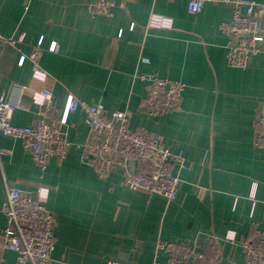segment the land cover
<instances>
[{
	"label": "crops",
	"instance_id": "obj_1",
	"mask_svg": "<svg viewBox=\"0 0 264 264\" xmlns=\"http://www.w3.org/2000/svg\"><path fill=\"white\" fill-rule=\"evenodd\" d=\"M96 1L0 0V32L22 38L0 46V97L22 102L12 120L21 126L36 118L31 94L43 88L52 89L59 108L73 94L109 111L127 109L131 128L161 134L172 152H182L184 166L173 165L182 184L168 202L124 185L120 167L99 178L82 157L89 128L81 111L64 126L68 155L51 157L43 171L19 139L0 135L7 150L0 154V264H31L4 247L5 181L23 190L49 186L52 264H152L159 238L198 241L212 264H244L242 240L264 229V148L254 144L252 124L264 102V42L246 69L236 68L218 28L232 16L223 3L191 14L186 0H116L105 16L91 13ZM152 11L171 16L173 28L147 29ZM40 40L45 80L33 77L28 58ZM148 74L186 84L180 110L145 113L141 76ZM230 231L234 243L226 239Z\"/></svg>",
	"mask_w": 264,
	"mask_h": 264
},
{
	"label": "built area",
	"instance_id": "obj_2",
	"mask_svg": "<svg viewBox=\"0 0 264 264\" xmlns=\"http://www.w3.org/2000/svg\"><path fill=\"white\" fill-rule=\"evenodd\" d=\"M175 1V0H168ZM187 9L197 14L207 2L223 3L232 13L231 19L222 21L218 28L226 35V59L230 66L246 69L254 55L262 50L264 42V2L258 0H186ZM116 0H97L91 5V13L112 16ZM136 24H132V28ZM174 19L158 12H150L147 29H171ZM20 39L0 32V46L14 44ZM40 40L28 58L33 65V77L45 80L48 73L40 64L45 51ZM49 50L56 49L53 42ZM24 56L21 58L23 62ZM146 82L147 96L144 111L148 116H159L182 108L186 84L179 79L158 74L141 76ZM32 102L37 106V116L29 125L13 123L16 108L22 106L17 99L0 97V135L17 138L30 154L33 162L43 171L49 159L64 160L72 142L64 132L71 113L81 111L89 128L88 138L81 145L82 157L99 178H105L114 168L125 170L124 185L133 190L163 196L168 202L175 199L182 179L173 173V165L184 166L182 152H172L161 134L141 126L130 127V111H109L102 103H91L69 94L59 108L50 88L33 91ZM253 139L258 148H264V102L253 118ZM7 152L0 149V154ZM5 183V200L2 212L6 218L2 230L4 247L17 253L20 263L52 264L55 248L56 216L48 208L50 188L40 185L35 190H23ZM226 239L236 242V233L226 234ZM244 264H264V229H254L251 236L242 240ZM160 254L167 259L160 260ZM209 252L198 241L165 240L156 243L152 264H212ZM110 264H116L111 262Z\"/></svg>",
	"mask_w": 264,
	"mask_h": 264
}]
</instances>
